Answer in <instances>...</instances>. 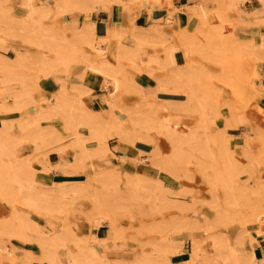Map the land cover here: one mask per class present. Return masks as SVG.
<instances>
[{
  "label": "rangeland",
  "instance_id": "rangeland-1",
  "mask_svg": "<svg viewBox=\"0 0 264 264\" xmlns=\"http://www.w3.org/2000/svg\"><path fill=\"white\" fill-rule=\"evenodd\" d=\"M21 1L22 0H6L5 2L4 1L1 2L2 3L1 10H3L4 13L6 14L9 12L8 16L10 17L7 20L8 22L12 23V26H15L17 24L16 28L19 27L18 19L23 17L26 13V8L21 4ZM224 1L226 0H222L220 2L218 1L219 3L218 10L212 12H205L206 13V14L204 13L205 17L204 15H203L204 18L202 17L203 20H200L199 18L201 17L199 16V14L201 13L194 12L191 14V15L198 14L197 16L199 17L196 16L198 18L196 22L190 24L191 25L190 28H188L185 32L191 34L192 38L194 35H196L195 37L197 36L201 37V35L204 34L207 38H209V41L211 39L212 40L208 44L206 43L207 45H205L203 43L208 42L207 41L208 39L206 38L203 39V37H201L202 38L201 40L199 38H197L196 40L195 38L193 42L189 43L187 49L188 51L186 50L185 52L187 56L188 55L190 56L187 58L186 54L184 53L185 64H182V66L184 67H181L180 65V68L175 67L173 69L171 66L173 63L170 66L168 64H165L166 66L165 68H162L163 65H159V64L152 65L153 67L152 71L156 69H163L169 71L170 75L172 70L173 71L176 70V72H180L178 73V75L179 74L181 75L184 72V74H182L183 76L181 75V77L178 78V79L181 78L180 80H183L181 81L182 83L180 82V80L176 81L178 83L180 82L179 87L183 86L184 84L192 85V83L196 81L193 84V86L196 85L195 98L193 99L192 103H190L189 105L183 106V104L181 103L178 104L179 106H177V104L175 103L177 101L179 103L180 100L184 101V99L186 98L185 94L159 92L164 94L163 95L164 97H161L158 94V100L160 101V103L161 101L173 99L171 100V102L173 101L172 103L170 101H168V103L170 104L167 105L166 103L168 108L169 105H173L171 106V108L173 109L171 108H169L170 110L167 109L168 112L162 114L160 116V120H163L164 115L168 114L167 118L171 125H175L178 128L188 127L190 129L192 127V129H195L196 131H198V133L203 132L202 133L203 137H201V139L199 140L196 149H194V151L192 150L193 153H191V155L182 156V154H180L179 155L180 161L175 164L174 162H172L173 167H168L169 162L167 161L166 158H164L161 162H158L156 164H152L149 161H147L148 166L144 164L145 167L144 169L146 171L144 172V175L140 177H138L137 175H138V171L141 170V168L138 169V166H136L137 165L136 160L133 159L134 157H137L139 155V150H138V155L136 156L130 155V157H125L124 160L120 159L117 156L120 159L119 165H115L111 167L104 166L100 168H95V165L93 163L94 160H102L106 157L107 154L103 152V149L101 148V143L99 144L98 139L93 137L91 134H88L89 133L88 128L86 126H80L81 131L84 132L85 130L84 134L83 132H81L82 134L81 142L86 147L83 156H84V166L85 168L87 167L88 168L87 169L84 168V171L77 172L74 175L69 176V180L71 182L83 181L87 177V175L91 173L100 174L102 176H105L106 174H110V173L114 174V176H111V179L108 178L110 180L107 179V182H99L98 187L107 193V199L109 201H111L113 204L116 203L115 211H114L115 221L119 230L124 232L126 236L125 241H117V242L115 241V243H113L117 245L119 248L125 247L127 249V251L123 253L125 254V257L109 256L106 255L105 253H99L96 251V249L93 248V244H92L93 242H92L91 245L93 248V252L97 257L103 256L105 259L110 261L116 259L128 260L134 256L135 254L134 247L136 244L139 243L141 247L145 249L146 253H148L149 256V257L147 256L148 264H152V263L158 264L157 258L158 257L161 258L162 255L168 254L171 251L173 245L178 246L177 245L178 243L179 247H181L180 251L177 254H172L170 258L172 261L171 264H174L172 257H178L179 255L182 254L183 251H187L185 257H183L181 260L185 259L192 252V247L194 245V242L192 240H198V243L202 249V253H201L202 256L209 255L208 258L207 257L206 258L214 262L213 263L211 261L210 264H237L238 259H240L238 257L240 256V254H242L241 258L244 257L243 254L245 255L244 259L247 258L246 254H249V252L246 249L247 248L246 243L250 244V241L254 240V238H251L250 234L255 235V237L257 236L259 238L262 237L258 234L261 232L262 222L264 221L259 222L258 220L261 219L264 220V124L260 125L259 127L250 128L247 132H245L244 133L245 138L241 143L234 142L235 144L234 150L232 149L231 138L228 132L232 128L238 126L236 112H235V108L237 107L236 103L241 104L243 107L242 110L239 109V112H246L249 111V109H253L257 111L259 114H261L262 117H264V112H262L264 111V109L257 108L254 102L255 97L262 94V92L261 93L255 92L254 95L249 93L256 88L254 64L257 60H261V59H256L251 65L250 59L252 55H250L248 51L246 52L247 49L244 50L245 51L244 53H241L243 48L240 49L241 52H238L239 46L248 45L251 47H246V46L245 47L248 49L249 48L253 49L252 44L254 43H252L253 42L252 40H255L254 45H257L260 44L261 39L264 38L258 40L248 39L250 42L245 39L244 43H242V40L244 39L236 38V36H234L233 34L232 27L230 26L231 28L229 29L228 26L229 22H232L233 20H231L228 16V13L224 11V9H227L228 7H225L223 5L224 6L223 9L222 4L224 3ZM32 3L34 6H38V7L42 3L44 8L48 10L47 19L43 21L44 25L42 24L43 26L42 29H44L45 27L47 29L43 30L42 33L52 35L54 36V38L60 37L61 34H64L65 37L66 36L69 37V35H65V34L68 33V29L66 27L70 26V24L63 26L61 24V19H59V16L68 12L60 11L58 7L55 5L56 4L55 1L53 7L44 5L43 0H32ZM2 6H6L8 8V11L5 9L6 7H4L5 9L4 10ZM75 9L83 11L85 15L91 12V11L86 12L83 10V8H75ZM75 9H73V11ZM6 14L4 15L6 16ZM224 15H225V19L226 20L230 19V21H227L226 23V20L224 19L225 20V22L223 21L224 25L222 24L224 28L222 29L221 25L218 26L217 23H222L220 17ZM1 16L2 15H0V17ZM262 16H264V13L260 14L261 20H259V22L261 21L260 23L264 24V17ZM12 18L14 21L11 20L12 21L11 22L9 19ZM0 19L2 21L3 18ZM1 21L0 24L4 25V23H6L4 26L9 24L7 23V21L4 23L3 21L2 22ZM213 23L215 25H213ZM0 27H2V25ZM216 27L218 28V31L216 30L217 29ZM51 30L54 31L55 35L52 33ZM197 31H200V33L203 32L204 33L200 35ZM57 32L58 35H56ZM229 32H231L232 35ZM64 36L62 37L61 35L62 38H65ZM222 36L224 37L226 36L227 40ZM22 37L23 35L20 36L14 34L13 32H10L8 34L7 32L5 33L0 30V41H1L0 45H2V48L0 46V57L10 59L16 56L17 51H25L26 53L29 52L28 53L29 55L30 54L33 55L36 52V46L28 41H25L26 39L25 40L23 39L25 37L23 38ZM219 37L220 38L222 37V40ZM217 39L219 40L218 42ZM65 40H69V38H65ZM246 41L248 42V44L245 43ZM211 42L213 44H211ZM73 43H75L78 47L79 44H77V42L74 41ZM230 43L233 46L236 45L234 47L235 50L231 47L232 49L231 48H228L229 50L227 49L229 52L227 50H226L227 53L224 52L225 49L227 48L226 45L230 46ZM70 44L72 45V42ZM214 44H217L218 46L215 45L216 47L214 48ZM146 46L150 48L152 47L153 48L158 47L161 49L163 48L161 44H156V45L147 44ZM3 47L5 49H3ZM203 48H205L206 50ZM206 52L207 54L209 53L208 55L210 54L211 55L208 56ZM77 53L80 54L79 52ZM52 54H53L52 51H48L46 57L51 58ZM221 55L224 57H222ZM149 58H147L146 62L149 60ZM72 59L74 60L76 59V61L74 62L73 60L70 59L72 62L69 60L71 63L68 62L69 65H67L64 70L62 68L60 72H58V70H51L49 73L46 74V76H44L45 74L44 72L43 74L42 71L34 67H30V68L21 67V69L19 68L16 69L18 70L17 71L18 73H22V74L25 73L24 75L27 74V76L28 74H30L29 77L30 78L32 77L31 79L33 80L32 81L28 77V80H30V84L31 82L32 83L37 82L38 87H36V89L34 88L36 86L35 83L33 84L34 87L30 85L32 88H34V90H31V93L33 94V96L35 97L34 99L36 100H38L40 97L44 96L45 94L51 95L57 91V89L60 86L59 85L60 81H58L55 77H58V75H63L66 77L65 81H67L66 84L69 87H71L73 84L78 85L79 83L82 85L83 84L82 77L84 78L85 73L87 72L94 76L97 74L95 77L96 78L99 77L100 79H102L101 75L92 68H87L86 71L84 72V75H82L81 62L78 61L79 59L77 58H72ZM187 61H190L188 65H186ZM224 61L225 63H223ZM123 63H124V67H131L133 69L135 68V70L137 71H141V70L148 71L149 68L147 67L146 64L144 66L142 63L139 64V67H134L130 65L128 61H124ZM190 63L192 67H190ZM185 66L186 67L188 66L189 68L188 67L185 68ZM67 67L68 70H66ZM177 68L179 70H182V72L178 71ZM182 68H184V71ZM228 68L231 72L228 70ZM34 69L39 75V78L37 77L38 75L35 77L34 75L36 73L35 71L33 73V76L35 78H33V76L31 75ZM188 69L189 70L191 69V71H189ZM226 70L229 71L228 74L229 80L228 78L225 77L228 76L227 75L228 72H226ZM248 70L252 74V78H253L250 81H246L245 79ZM66 71L68 73L65 74ZM150 71L151 69H149L148 72ZM185 71H189V72L185 73ZM187 73H188V77H190L189 78L190 83L188 82L189 80H187L188 79ZM189 75H191L192 77ZM215 76L220 78L218 79ZM230 76L232 77V80L230 79ZM217 79L218 80L222 79V81L221 80L218 81ZM223 81L226 83H224ZM229 81L230 82L233 81V82L230 83ZM183 82H188V83H183ZM174 83L173 85H171L173 86V88L178 86L175 85ZM104 84L106 88L107 85H109L112 88V86L109 83H104ZM231 84H233V86ZM45 86L50 87L51 89H46L44 88ZM18 87H19L18 82H12L7 85L0 84V94L12 93ZM85 89L89 90L87 88ZM88 93L89 92L87 91L83 95L84 103H85L86 94ZM118 94L127 95L130 97H136L137 91H133V92L117 91L116 100H115L117 103H118L117 97L119 98ZM139 95L141 97L140 101H138L136 104H131L130 106L127 105L125 107L134 108L135 106L142 105L144 103L146 106L151 104L153 105L155 103V99L153 97H148L142 94ZM171 95L172 96L176 95L179 97H170ZM163 98H165V100ZM228 104L233 105L231 108V112H232L231 114H229L228 108L225 106ZM161 105L166 106L165 103ZM175 106L179 108L181 107L180 108L181 111L179 110L175 111L174 108ZM118 107L119 106H117L116 109L119 115H121L122 119L124 120L125 119L124 115H126V111L125 109L121 108V106L119 108ZM37 108L38 106L35 105L33 102V104H28L25 107L23 113L16 112L14 110L2 111L0 112V121H2L3 119L16 118V117L22 119L29 116V118H31V116L34 115V113L36 112ZM102 108L94 109V110H101L105 115L104 117H107L106 112L103 111ZM27 113L28 115H26ZM57 117L58 116L53 115L52 117L48 118L47 121L45 122L43 121L42 124L40 123L41 126L39 125L40 128L39 127L38 128L39 129L43 128L44 130L46 127L45 125H54L59 123L60 118ZM199 119L203 120V123L201 121L202 123L201 125H205V127L202 126V128H200L201 125L197 123V121L200 122ZM198 125H200V127ZM125 126L130 127L129 123H126ZM195 126H198V129H196L197 127ZM222 130L226 133L224 136H222L223 133L221 132ZM18 132L19 131H14V134H17ZM154 134H156V136L159 138L158 144L163 151V156L165 157V155L169 153L170 147L167 141L161 138L162 136H160L158 133H154ZM68 138L69 136L66 137V141L68 140ZM109 140L113 142L114 137L107 136L106 137L107 144ZM247 141H249V146H247L246 144ZM119 143L124 145H129L131 147L134 146L128 143H123V142H119ZM25 144L26 145L24 148V152L22 151V155L24 157L28 155L31 156L34 150L33 146L29 140H26ZM150 146L152 147V145ZM247 147L250 148L249 149L250 152L255 156H251L246 153L248 151ZM244 149L245 152L242 154ZM65 151H67L68 156H71L70 158H67L68 161H72L76 158L77 154L72 148H66L64 150V155H65ZM51 152L54 151L49 150L48 155ZM41 159H42L41 155H36L32 157L31 167L33 171L35 170L34 164L36 162L42 164L40 162ZM126 163H130L132 167L126 166ZM17 166L19 165L17 162H15L13 167L7 168V165L0 161V175L7 176L10 174H15L14 172L16 170L18 171ZM90 166L94 167L95 169L92 170L91 172L89 171L86 172V170L90 169L89 168ZM150 169H155L154 173H152ZM172 170L175 171V174L169 173V171ZM34 173L35 171L33 172V175ZM76 185L77 184L73 183V186ZM186 190L187 192L184 193L183 191ZM70 201L72 200L65 197V198H61L58 204L61 206H67L68 203H70V205L72 204V207L74 208L75 211L73 210L72 212H69V218L72 222L71 223L72 226H74V228L76 229L77 236L78 237L87 236L92 233L97 238L95 241H100L101 237L99 238L91 230L84 216V212L91 207L90 202L84 199L79 200L75 203ZM12 203L16 211L24 212L26 214H28V212L30 213L31 211L39 212L37 210L30 209L20 205L16 200H13ZM0 207H3V209L6 211V213L0 216V219H2L3 216L5 217V215L6 217L9 216L10 208L8 207V204L4 201V199H2V197L0 198ZM139 209H147L148 212L144 216L140 213ZM74 224H76V226ZM102 225H103V229H107V226L105 224ZM84 229L90 230V232L87 233L86 231H83L82 233H80V231ZM9 231L10 234L0 231V244L1 247L3 248V255L5 256V259L2 261V264H4L7 261L9 264H16L17 262L22 264L21 259L22 257H24L25 252L23 254L20 253L18 254V252L13 253L12 251L13 248H9L8 244H4L5 242L4 240H8L9 237L16 234V230L13 228H10L8 232ZM100 242L105 243L102 241ZM68 246L71 249L74 248V246L70 241H68ZM40 249L42 250L41 257H36L35 254L29 249L26 250V252L28 251V253L30 252L33 253V255L31 253L32 257H29L31 264H40L41 262H45L46 264H52V262L47 261L45 257L48 256V253L56 255L54 249L52 250L51 247L49 248L40 247ZM236 257H238V259ZM181 260L177 264H182ZM241 260L243 259H240V261Z\"/></svg>",
  "mask_w": 264,
  "mask_h": 264
},
{
  "label": "bare ground",
  "instance_id": "bare-ground-1",
  "mask_svg": "<svg viewBox=\"0 0 264 264\" xmlns=\"http://www.w3.org/2000/svg\"><path fill=\"white\" fill-rule=\"evenodd\" d=\"M2 1L5 2L6 0L0 1V15H2L0 18H3L2 19L3 23L7 21V23L9 24H7L6 26H4L6 23H4V25L0 24V26L2 25V27H0V30L5 33L7 32L8 34L10 32H13L14 34L20 36L23 35V37L25 38L23 37L22 38L24 40L26 39L25 41H28L36 46V52L33 55L31 54L29 55L28 54L29 52L26 53L25 51H17V52L15 51L16 56L10 59L0 57V84L7 85L12 82L19 83V87L16 90H14L12 93L0 94V112L14 110L16 112L23 113L25 107L28 104H33V102L35 105L38 106L36 112L34 113V115L31 116V118H29V116L22 119L16 117V118L3 119L2 121H0V161L5 163L7 165V168L13 167L15 162H17L19 165L17 166L18 171L16 170L14 172L15 174H10L7 176L0 175V196L2 197V199H4V201L8 204V207L10 208L9 216L6 217L5 215V217L3 216L4 218L2 217V219H0V231L10 234V231L8 232L10 228L16 230V234L9 237L8 240H4L5 241L4 244H8L11 238L15 237L23 241H34L39 245V247H45V248L51 247L52 250L54 249V251L56 252V255L48 253V256L45 258L47 261H51L52 264H148L147 262L149 257L148 253H146L145 249L142 248L139 243L135 245L134 247L135 254L131 259L128 260L116 259L110 261L105 259L103 256L97 257L93 252V248L90 242L91 239L95 241L97 239L96 236L91 233L90 235L87 236L78 237L76 229L74 228V226H72L71 224L72 222L69 218V212H72L74 210L72 204L70 205V203H68L67 206H61L58 204V202H60V199L65 197L71 199L72 201L70 202H74V203L83 199L88 200L91 204V207L84 212V216L91 230L98 228L102 224H105L107 226L106 233L103 237L100 238V241L106 242L107 240H110L113 243H115V241L116 242L125 241L126 236L124 232L119 230L115 221L114 211H115L116 203L113 204L111 201H109L107 199V193L98 187L99 182H107V179L108 178L111 179V176H114V174L110 173V174H106L105 176H102L100 174L91 173L88 174L83 181L62 182V183H58L57 187L43 186L34 180L33 172L35 170L33 171L31 167L32 157L36 155H41L42 156V159L40 160L41 163H43L47 168L50 167V169L51 166L57 168L61 173L67 175L64 176L65 178L63 180H69V176L74 175L77 172H82L84 171L85 168L83 154L85 152L86 147L81 142V138H82L81 132L83 131L80 130V126H86L89 130L88 134H91L93 137L97 138L99 144L101 143V148L103 149V152L105 154H108L110 151V147L108 146L106 141L107 136L114 137L119 142L128 143L131 145H135L136 141L139 142L143 141L145 143L152 145L151 149L147 150L146 152L139 150V155L133 158L136 160L137 163L136 166H138V169L141 168V170L138 171V175H137L138 177L144 175V172L146 171L144 169L145 168L144 164L147 161H149L152 164H156L158 162H161L164 158H166L167 161L169 162L168 167H173L172 162H174L175 164L180 161L179 158L180 154H182V156H188L191 155V153H193L194 149H196V146H198L197 144L199 143V140L201 139V137H203L202 136L203 132L198 133V131L192 129V127L190 128L192 130H190L188 127L178 128L175 125H171L167 118L168 114L164 115L163 120H160V116L165 112H168L167 109L173 106V105H169V108L167 107V105L170 104L168 103V101L171 102V100L173 99L169 98L170 100H165V98H163L165 101H161L160 103V101L158 100V93L171 92V93L185 94L186 98L184 99V101L180 100L179 103L178 101L175 103L177 104V106H179L178 104L181 103L183 104V106L189 105L190 103H192L193 99L195 98L196 85L193 86V84L196 81L192 83V85L184 84L183 86L179 87L180 82L183 80H180L181 78L180 79L178 78L181 77V75L184 74V72L181 75L180 74L178 75V73L180 72H176V70L173 71L171 69L172 71L169 78L161 82L159 80L158 84H156V86L154 85L155 87L154 86L149 87L151 86L149 85L147 88H144V87H140L139 84L137 85L134 79L131 76H129V74L125 73L124 63H123L124 61H128L130 65L134 67H139L138 61L143 60V52H142L143 43L146 44L147 42L148 43L151 42L155 45L161 44L163 47L162 48L163 53L161 56L159 55L160 58H158L157 56H150L147 62L141 61L142 63H146L147 67H149L148 71L149 69H151L150 72L147 71L148 74L152 72L153 64L163 65L164 67L162 66V68L166 67L165 64H168L170 66L173 63L172 58H173V51L175 49L174 46L170 45L171 43L170 44L165 43L167 41L165 38L167 37H165V35L163 34L158 23L152 22L147 26L136 25L134 23L135 14L131 12L132 8L128 16V24L130 26L127 28V30L125 31L123 30L120 31V33L118 32L116 33V36L114 37L115 40L113 42L114 50L109 51V47L112 46L110 42L111 37L108 34H106V36L104 35L105 37L102 35L103 37L99 36L98 38L97 33L95 31L94 22H90L87 24L85 23L83 25H77L76 21L73 20L70 26L66 27L68 29V33L65 35H69V37L67 36L65 37L64 34H61L62 37L64 36L65 38H69L70 41L65 40V38H62L60 34H59L60 37H55L58 38L55 39L54 36L52 35L42 33L43 30L47 29L46 27L42 29L43 27L42 24L43 21L47 19V14H48V10L44 8L42 3L38 7L33 5L32 0H22L21 4L26 8V13L23 17H21L22 19L19 18L20 21L18 19L19 27L17 26L18 28H16L17 24L15 26H12V23L8 22L7 20L10 17L8 16L9 12L6 14L4 13L3 10H1ZM110 1L111 0H55L56 2L55 5L58 7L60 11H65L68 13H72L73 9L75 8H83V10L87 12L89 9H91L92 6L94 7L96 3H99L102 6V8H107L108 3ZM117 1L118 0H116L115 2ZM128 1L129 3L127 2V0L123 1L127 9L128 7H131L130 6L131 0ZM239 1H243V0H226L228 6L235 7V9H237L236 8L238 4L237 2ZM4 7L6 6H2L3 9ZM5 9L8 11L7 7ZM93 9H95V7ZM202 9L203 8L199 10L202 12L201 13L202 15L199 14V16L201 17L197 16L198 14H196V16L200 18V20H203L202 17L205 13L204 11H202ZM190 10H188V12L190 11L193 13L195 11V10L193 11L192 9ZM237 10L238 12L240 11L239 8ZM3 13L6 14V16L8 17H6ZM190 17L191 16H189V18ZM260 18L261 17L259 15L255 23L256 22L260 23L261 22V21L259 22V20H261ZM220 19L222 23H217V25L218 26L221 25L223 29L224 28L223 21L225 22L226 20L225 15L220 17ZM9 20L14 21L13 18ZM235 20L238 22L245 21L244 19L241 21V17L240 19L237 18ZM227 21H230V19L229 20L227 19L226 23ZM234 22L233 21L229 22L228 24L229 29L231 27L233 29V26L235 24ZM213 25L215 24L213 23ZM218 28L216 29L217 31ZM122 29H124V27ZM51 31L54 34V31L53 30ZM197 32L200 35L204 33L203 31H202L203 33H200V31ZM229 33L232 35L231 32ZM125 34H127L128 37L131 39V41L128 43L123 42V36H125ZM182 34H183L182 37L180 36V43H181L180 45L183 53L185 54H186L185 51L188 49L189 43L193 42L195 38L196 40L197 38L201 40L202 39L201 37H203V39L204 38L208 39L207 40L208 42L203 43L205 45H207L212 40L210 38L211 40L209 41V38H207L204 34L201 35V37L200 36L195 37L196 35H194L193 38L191 34H185V31L182 32ZM56 35H58V32L56 33ZM222 37L219 38L222 40ZM224 38H226V36ZM74 41L80 45V48L79 45L77 47V45L73 43ZM154 41H156L157 43L156 42L154 43ZM218 41L219 40L217 39V42ZM244 41L245 39L242 40V43H244ZM252 41H253L252 43L255 44L254 42L255 40ZM71 42L72 45L70 44ZM100 43L103 44V46H101ZM245 43L248 44L247 41ZM211 44L213 43L211 42ZM217 44H214V48L218 46ZM254 44H252L253 49L249 48L250 51L246 47H251V46L241 45L242 47L241 46L238 47V52H241L240 49L243 48L241 53H244L245 52L244 50L247 49L246 52L248 51V53L252 55L250 59L251 65L256 59L264 60V39H261L260 44L257 43H256L257 45ZM0 46L2 48V45ZM235 46L231 45L230 43V46L226 45L227 48L225 49V51L224 50L223 51L227 53V51L229 50L228 48L232 47L234 49ZM3 49L5 48L3 47ZM48 51H52L53 53L51 58L46 57ZM76 51L79 52L81 55L78 54ZM189 56L190 55L187 56L186 54L187 58ZM72 58H77L79 59L78 61L81 62L82 75H84V72L86 71L87 68H92L101 75V78L104 81V83H109L112 86L111 89H107V95L105 96V100H104L105 104L102 108V110L106 112L107 117H104L105 115L101 110H93L91 108L89 109L87 105L84 103L83 95L87 91L89 92V90L85 89V88L89 89L87 86L84 87L83 84L81 85L79 83L78 85L73 84L71 87H69L66 84L67 81H65L66 77L63 75H58V77H55L58 81H60L59 84L60 86L55 93L51 95L45 94L44 96L40 97L38 100L34 99L35 97L31 93V90H34V88L36 89V87H38L37 82H34L36 84V86L34 87L33 85L34 83L31 82L30 84V80H28L30 74H28L27 76V74L24 75L25 73L24 74L18 73L17 72L18 70L16 69V68L21 69V67L24 68L34 67V68H38V70L42 71V73L44 72L45 74L44 73L43 74L44 76H46V74L49 73L51 70H58V72L61 71V68L64 70L65 67L72 62L71 60H73L74 62L76 61V59L74 60ZM189 62L190 61H187L186 65H188ZM223 63H225V61ZM148 65H150L152 68ZM178 67L180 68V66ZM181 67L184 66L181 65ZM187 67L185 66V68ZM190 67H192L191 63H190ZM182 69L184 71V68ZM191 69L188 70L191 71ZM15 70L17 73L15 72ZM66 70H68V67ZM177 70L182 72V70H179L178 68ZM34 71L35 69L32 71L31 74L32 76ZM189 71H185V73ZM229 71L226 70V72H228L227 75L229 74ZM66 73L68 72L66 71L65 74ZM34 75L36 77L38 75L37 72ZM35 77L33 76V78ZM37 77L39 78V75ZM225 77L228 78L229 80V75ZM31 78L29 77V79ZM187 78H188L187 80H189L188 82L190 83V79H189L190 77H188V73H187ZM216 78L219 79L220 77H216ZM222 79L220 80L222 81ZM230 79L232 80L231 76ZM245 79L246 81H250L253 79L252 74L249 72V70L248 73L246 74ZM177 80H180V82L179 83L176 82ZM188 82H183V83H188ZM173 83L178 86L173 88V86H171L173 85ZM233 84L231 85L233 86ZM30 85L34 88H32ZM117 91L120 92L137 91L139 94L148 97H153L155 99V103L153 105L151 104L148 106H146L144 103L142 105H137L134 108L121 106V108L125 109L126 111V115H124L125 119L123 120L121 115H119L116 109V107L119 106L115 103ZM262 91H264V87L256 86V88L249 93L254 95L255 92L261 93ZM164 103L165 105L167 103V105L166 106L161 105ZM177 106L174 107L175 111L177 110L181 111L180 110L181 107L179 108ZM225 106L228 108L229 114H231L232 113L231 108L233 105L228 104ZM53 115L58 116L60 118L59 120L60 122L54 125H45L46 127L44 130L42 127H41L42 129H39L40 123L42 124L43 121L44 122L47 121V119L52 117ZM199 120L200 122L197 121V123L201 125L203 123V120L202 119ZM126 123H129L130 127L125 126ZM200 125L198 126L200 127ZM198 126H195L197 127L196 129H198ZM202 126L205 127V125H201L200 128H202ZM14 131H19V132L17 134H14ZM221 132H223L222 136L226 134L223 130ZM84 133L85 130L83 134ZM154 133H158L160 136H162L161 138L166 140L170 147L169 153L166 154L165 157L163 156V151L158 144L159 138ZM68 136L69 138L66 141V137ZM26 140H29L31 142L34 150L31 156L28 155L24 157L22 155V151L24 152ZM66 148H72L78 156L76 155V158L74 160L68 161L67 157L64 155V150ZM49 150H52L57 154L56 161L50 162L48 157ZM118 157L122 160H124L125 158L124 155H118ZM89 168L92 170L95 169L92 166H90ZM46 169L45 171H47ZM41 170H43V168H41ZM169 173L175 174V171L172 170L169 171ZM73 183L77 185L73 186ZM183 192L185 193L187 192V190ZM13 200H16L22 206L37 210L39 212H43L46 216L45 223L38 224L32 221L29 218L28 214L24 212L16 211L15 208L13 207V203H12ZM139 211L144 216L148 212L147 209H139ZM54 217H58V224H59L58 229L55 228L56 221ZM258 221L261 222L264 220L261 219ZM74 225L76 226V224ZM258 235L264 237V222H262L261 232ZM250 236L251 238L255 239V235L250 234ZM68 241H70L74 246L73 249L69 248ZM192 241L194 242V245L192 247V252L185 259L181 260L182 261L181 263L210 264L212 260L210 261L209 259H207L209 255L207 256L204 255L205 257L202 256L201 254L202 249L198 243V240H192ZM177 245L178 246L173 245L171 251L168 254L162 255L161 258L158 257L157 263L171 264L172 262L170 259L171 255L177 254L181 248L179 247L178 243ZM114 246L115 245H113V247ZM14 248L12 250L13 253L16 252ZM31 253L32 252L28 253V251L27 252L25 251L24 257H22L21 259L22 264H31L29 259V257H32ZM246 255H247L246 259H244L245 258L244 254H243L244 256L243 258H241L242 254L238 256L240 259H243L241 260L242 264H264V259H260V258L256 259L254 257V253L252 249L249 251V254ZM238 257L236 258L238 259ZM4 259L5 256L3 255V248L1 247L0 244V264H2V261ZM240 259H238L237 264L239 262H240L239 264H241Z\"/></svg>",
  "mask_w": 264,
  "mask_h": 264
},
{
  "label": "crops",
  "instance_id": "crops-1",
  "mask_svg": "<svg viewBox=\"0 0 264 264\" xmlns=\"http://www.w3.org/2000/svg\"><path fill=\"white\" fill-rule=\"evenodd\" d=\"M54 1L55 0H43V3L46 6L53 7ZM115 1L116 0H111L108 3V7H107L108 9L102 8V6L99 3H96L94 5L95 9H93L94 8L93 6L92 7L90 6L91 9H89L88 12L90 11L91 12L89 14L85 15L83 11L75 9L73 13H65L59 16V19H61V24L63 26L71 24L73 20H75L76 24L78 25L94 22L95 31L98 37L99 36L103 37L104 35L106 36V34H108L111 37L110 42L112 46L109 47V51H112L114 50L113 42L115 40L114 37L116 36V33L117 32L120 33V31L123 30L125 31L130 26L128 24V16L132 8L131 12L135 14L134 23L136 25L147 26L152 22H156L159 24L163 34L165 35V37H167L165 38L167 40L166 44L171 43L170 45L175 47L172 58V62H173L172 68H175L184 64V60H185L184 53L180 47V41H179L180 39L179 36L181 35L182 37L183 34L180 33L190 28L191 26L190 24L195 23L196 20L198 19L196 15H191L192 12H190L191 11L190 9H192L193 11L195 10L194 12H198V13H202L201 11H199L201 10V8H203L202 11L204 12L216 11L218 10L219 7L218 1L220 2L222 0H131L130 1L131 7H128V9L123 2L126 0H118L117 2ZM127 2L129 3L128 0ZM237 3L238 4L236 8L240 9L239 12L237 9H235V7H229L226 1H224V3L222 4V6L224 5L225 7H228L227 9H224L223 6V9L228 13L229 18L235 21L234 22L235 24L233 26L234 36L240 39L258 40L264 38V24L260 25L258 23H255V20L259 17V15L264 13V0H243ZM188 10L190 11L188 12ZM189 16L191 17L189 18ZM240 17H241V21L244 19L246 22L245 21L238 22L235 20L237 18L240 19ZM123 27L124 29H122ZM185 34H189V33L185 32ZM130 41L131 39L128 37L127 34H125V36H123V42L128 43ZM147 44L155 45L151 42L150 43L147 42L146 44L143 43L142 45L143 60L141 61L146 62L149 56H157L158 58H160L159 55L160 56L162 55L163 49L158 47L150 48L146 46ZM100 45L103 46V44L101 43ZM141 61H138L139 64L142 63ZM142 64L145 66L146 63H142ZM124 71L134 79L137 85L139 84L140 87H144V88H147L149 85H151L149 87H152L154 85L156 86L159 80L161 82L170 77L169 71L163 69L153 70L151 72L152 74L151 73L148 74V72L147 71L145 72V70L137 71L131 67H126V68L124 67ZM254 73L256 79L255 82L256 86L264 87V60H257L255 62ZM82 83L84 84V86L87 85L89 88V93L85 97V104L93 110L101 109L105 104L104 98L107 95V88L111 89V87L107 85L106 88L102 79H100L99 77L96 78L94 75L89 74L88 72L85 73V77L82 79ZM44 88L51 89L50 87L47 86H45ZM158 94L159 96L164 97L163 96L164 94L162 93H158ZM170 97H179V96L173 95ZM140 99L141 97L137 92L136 97L119 95L118 103L116 101L115 102L119 106H127V105L130 106L131 104H136L138 101H140ZM254 102L257 108L264 109V91H262V94L255 97ZM236 105L237 107L235 108V112H236L238 126L232 128L228 132L231 138V146L233 150L235 148L234 142L241 143L245 138L244 136L245 132H247L250 128L259 127L260 125L264 124V117H262L261 114H259L257 111L253 109H249V111L246 112H239V109L242 110L243 107L239 103H236ZM26 115H28V113ZM246 144L247 146H249V141H247ZM108 145L110 147L109 153L102 160H94L93 163L95 165V168H100L104 166L111 167V166L119 165L120 159L117 157L118 155H124L125 157H130V155L136 156L138 155V150L146 152L147 150L151 149V146L143 141L140 142L136 141L135 145L131 147L129 145H124L119 143L116 140V138H114L113 142L109 140ZM249 149L250 148L247 147L248 151L246 153L251 156H255L250 152ZM67 151H65V156L67 158H70L71 156H68ZM244 152L245 149L243 150L242 154ZM48 157L50 162H54L57 160V154L54 152L49 153ZM145 164L148 166V162H146ZM126 166L132 167L130 163H126ZM34 168H35L34 180L43 186L57 187L58 183L70 181V180H63L65 178L64 176L67 175L61 173L60 171H58L57 168H54L53 166H51L50 169V167L47 168L43 163L40 164L36 162L34 164ZM41 168H43V170H41ZM45 169L47 171H45ZM150 170L152 171V173H154L155 171V169H150ZM87 171L91 172L92 169H88L86 170V172ZM4 213H6V211L3 209V207H0V216L3 215ZM28 215L32 221L38 224H44L46 221V216L43 212L31 211L30 213L28 212ZM54 219L57 225L56 229H58V217H54ZM100 226L98 227L99 229L95 228L92 230L99 238L103 237L106 233V229H103V225ZM83 231H86L87 233L90 232V230L84 229L80 231V233H82ZM90 242L91 243L93 242L92 243L93 248L96 249V251L99 253H105L106 255L109 256L125 257V254L123 253H125L127 249L125 247L119 248L117 245L113 244V242H111L110 240H107L105 243H101L100 241H93L91 239ZM247 244L249 243H246L247 246L246 249L248 252L252 249L254 253V257L256 259L257 258L264 259V237L259 238L256 236L253 241H250L249 245ZM113 245L115 246L113 247ZM8 246L9 248L15 247L14 250H16L18 254L19 253L23 254L27 249H29L35 254L36 257H41L42 255V250L40 249L38 244L34 241H23L21 239L13 237L8 243ZM186 253L187 251H183L182 254L179 255L178 257H172L173 263L177 264L183 257H185ZM4 264H9V263L7 261ZM16 264H20V263L17 262ZM40 264H46V263L41 262Z\"/></svg>",
  "mask_w": 264,
  "mask_h": 264
},
{
  "label": "trees",
  "instance_id": "trees-1",
  "mask_svg": "<svg viewBox=\"0 0 264 264\" xmlns=\"http://www.w3.org/2000/svg\"><path fill=\"white\" fill-rule=\"evenodd\" d=\"M172 96V95H171Z\"/></svg>",
  "mask_w": 264,
  "mask_h": 264
}]
</instances>
